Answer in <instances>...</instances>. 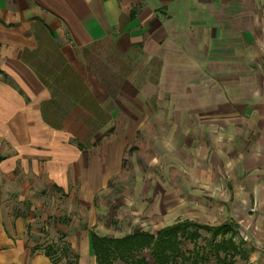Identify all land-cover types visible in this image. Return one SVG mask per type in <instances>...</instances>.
I'll return each mask as SVG.
<instances>
[{
    "label": "crops",
    "instance_id": "1",
    "mask_svg": "<svg viewBox=\"0 0 264 264\" xmlns=\"http://www.w3.org/2000/svg\"><path fill=\"white\" fill-rule=\"evenodd\" d=\"M98 44L115 74L84 60ZM53 48L109 114L96 131L78 104L43 118L31 61ZM142 144L166 213L224 182L221 213L264 264V0H0V264H52L44 230L95 264L96 196Z\"/></svg>",
    "mask_w": 264,
    "mask_h": 264
},
{
    "label": "rangeland",
    "instance_id": "2",
    "mask_svg": "<svg viewBox=\"0 0 264 264\" xmlns=\"http://www.w3.org/2000/svg\"><path fill=\"white\" fill-rule=\"evenodd\" d=\"M83 57L99 76L106 77L109 72L113 74L116 71L118 72V56L106 54V48L101 44L92 46L88 53L83 54ZM106 64H111V66L107 67ZM119 70L121 71V69ZM150 155V150L145 144L141 145V149L135 145L128 147L121 174L111 180L108 186L96 196L98 215L93 226L95 233L100 236L116 237H121L138 230L153 233L157 229L179 220H188L211 227L223 224L231 225L229 220L233 219L229 216L224 217V213L222 212V208H224L223 204L225 205L229 202L228 188L224 182H220L218 185L217 183L213 184V189L210 192L204 193H201L203 191L200 190L197 192L198 189L195 186L196 198L192 200L193 202H190V205H187L185 200L181 203V201L176 199H169L171 203L175 201L179 203L172 204L174 206L173 210L166 213L159 205L162 200H159V196H156L157 193L155 194L152 189H157L158 193L161 189L165 192L166 180L163 179V182L159 180L157 183H149L150 176L153 173L163 178L166 175L165 169L158 167L151 170L148 166ZM177 170L179 173L181 172V168ZM170 175L174 174L170 172ZM181 190V188H178V192H181ZM166 200L168 201V199ZM186 208L190 210H186ZM63 218L67 222L69 221V216L65 215ZM36 222H33L34 226H36ZM236 228L237 223L236 226H232L231 232L217 235L215 241L217 242V251L209 248L207 239L210 237V233L203 229H198L197 233L199 237L194 241H190L189 239L182 240L180 246L181 253L187 256L193 249L197 250L202 255L197 264H252L248 257L253 251V247L249 245L246 238L238 234ZM189 230L192 231L194 228H189ZM44 234L45 236H43ZM59 234L50 235L48 231L44 230V232H39L35 237L45 238V242L47 243L55 240L54 242L58 244L63 242L59 240ZM228 238L235 246V252L230 248L223 250L218 247L221 242H226ZM74 251V248H68L67 254L70 256V260H72ZM61 254L62 252L57 250L54 259L61 258ZM142 255L148 262H152V256L147 249L142 252ZM63 261L64 259L61 258L60 261H57V264H61ZM176 262L175 264H178L179 260H176Z\"/></svg>",
    "mask_w": 264,
    "mask_h": 264
},
{
    "label": "trees",
    "instance_id": "3",
    "mask_svg": "<svg viewBox=\"0 0 264 264\" xmlns=\"http://www.w3.org/2000/svg\"><path fill=\"white\" fill-rule=\"evenodd\" d=\"M35 67L39 79L50 90L51 98L43 104L42 115L45 121L54 127L61 125L63 115L67 109L75 104L80 105L87 110L89 116L87 123L94 132L105 124L109 119V114L96 102L88 91L81 77L69 66L65 58L54 48L52 52L45 51L41 56L31 61ZM231 225L236 226L233 220H229ZM223 224L221 226L211 227L206 224H199L188 220H179L170 225L157 229L155 232L138 230L125 234L121 237L100 236L94 231H90V246L95 258V264H113L118 260L123 264H197L202 257L197 250H192L187 256L181 253V243L184 239L194 241L199 237L198 229H203L210 233L207 239L209 248L217 251V235H223L231 232L232 226ZM194 228V230H189ZM60 241H63L60 237ZM220 249H232L235 252V246L230 242L223 241L218 245ZM44 252L51 259L52 264H57L61 258L64 259L61 264H76L77 253L74 251L72 260L68 256L69 246L63 241L56 243L54 241L46 244ZM147 249L152 262L142 255ZM57 250L61 251V258L54 259Z\"/></svg>",
    "mask_w": 264,
    "mask_h": 264
}]
</instances>
